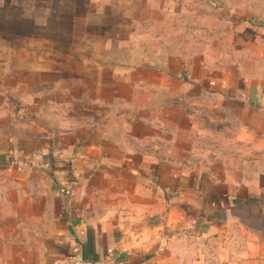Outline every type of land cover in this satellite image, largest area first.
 <instances>
[{"label":"crops","instance_id":"obj_1","mask_svg":"<svg viewBox=\"0 0 264 264\" xmlns=\"http://www.w3.org/2000/svg\"><path fill=\"white\" fill-rule=\"evenodd\" d=\"M101 1L89 0L94 6L89 16L122 6ZM64 3L0 0V17L16 34L34 33L51 29L41 21L60 25ZM140 6L146 11L149 3ZM94 43L91 48L98 46ZM19 46L12 51V79L21 73ZM103 46L116 48L110 42ZM2 47L0 78L9 68ZM113 53L107 63L95 60L98 65L86 76L68 78H102L110 94L117 81L132 78ZM61 59L46 57L50 78L63 72ZM166 74L174 77L160 74L161 91L169 89ZM212 83L206 80L202 87L226 98L222 112L226 117L232 112L236 128L221 137L216 156L190 147L185 152L179 141L165 149L163 137L115 135L100 124L23 134L0 128V264H72L78 254L97 264H166L182 234L204 240L231 264H264V77L223 78L214 88ZM155 121L140 122L151 129L160 126Z\"/></svg>","mask_w":264,"mask_h":264},{"label":"rangeland","instance_id":"obj_2","mask_svg":"<svg viewBox=\"0 0 264 264\" xmlns=\"http://www.w3.org/2000/svg\"><path fill=\"white\" fill-rule=\"evenodd\" d=\"M134 1L116 0L122 6L115 12L89 16L87 10L94 7L89 0H65L61 26L41 21V26L51 29L34 33L16 34L7 29L10 21L0 17V44L9 60L0 78L3 133L88 129L100 124L115 135L163 137L165 149L176 148L179 141L185 152L190 147L207 150L211 156L219 153L221 137L234 134L236 128L231 126L232 112L223 115L226 98L220 100L216 90H204L203 82L211 80L214 88L223 78L264 77V0ZM142 1L149 3L146 11ZM31 39L35 46L28 44ZM92 42L98 46L91 48ZM109 42L116 48L103 46ZM17 46L21 73L12 79L10 61ZM112 53L119 65L131 71L132 85L131 79L117 81L109 94L102 78L99 82L68 78L86 76L91 66L98 65L95 60L107 63ZM47 56L62 57V73L49 77ZM101 70L106 69L101 66ZM163 72L174 77L166 74L163 82L169 89L161 91L156 83ZM13 86L19 87V93ZM172 88L178 93L170 94ZM142 119L156 120L160 126L143 127ZM147 144H155V139ZM171 250L166 264H231L193 234H182Z\"/></svg>","mask_w":264,"mask_h":264},{"label":"built area","instance_id":"obj_3","mask_svg":"<svg viewBox=\"0 0 264 264\" xmlns=\"http://www.w3.org/2000/svg\"><path fill=\"white\" fill-rule=\"evenodd\" d=\"M95 260H92L88 257L83 256L82 254L76 255L73 260L72 264H97Z\"/></svg>","mask_w":264,"mask_h":264}]
</instances>
